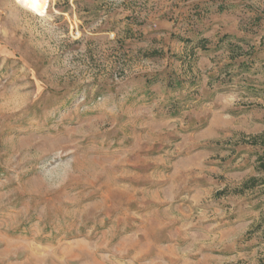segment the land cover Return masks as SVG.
<instances>
[{
    "label": "rangeland",
    "instance_id": "rangeland-1",
    "mask_svg": "<svg viewBox=\"0 0 264 264\" xmlns=\"http://www.w3.org/2000/svg\"><path fill=\"white\" fill-rule=\"evenodd\" d=\"M0 264H264V0H0Z\"/></svg>",
    "mask_w": 264,
    "mask_h": 264
}]
</instances>
